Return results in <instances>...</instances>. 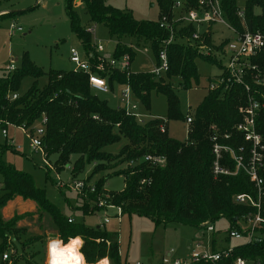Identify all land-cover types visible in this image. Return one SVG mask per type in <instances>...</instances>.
<instances>
[{
    "label": "trees",
    "instance_id": "obj_1",
    "mask_svg": "<svg viewBox=\"0 0 264 264\" xmlns=\"http://www.w3.org/2000/svg\"><path fill=\"white\" fill-rule=\"evenodd\" d=\"M75 0H66V11L70 27L86 51L96 49L91 44V34L81 26ZM177 1H182L186 10L198 7L199 0H156L160 12V19L166 16L174 31L176 40L168 43L170 32L161 28L158 22L138 21L131 12H122L106 4V0H80L84 11L92 22L104 23L110 34L117 41L113 59L119 60L124 56L134 60L133 47H128L124 40L134 39L136 47L150 45L160 64L159 54L165 50L168 58V71L164 76L154 73L134 74L129 71H119L106 68L103 72L92 69V72L121 85L129 86L131 92L139 99L146 109H150V95L152 92L162 94L167 101V119H180L179 99L176 88L170 81L179 79L178 87L191 90L198 87L200 77L196 60L218 65L217 51L221 50L227 39L219 46L213 45L212 35H203L202 43L193 42L192 35L195 28L181 27V22L174 20L172 8ZM224 16L228 23L239 33H264V0H246L242 12L236 0H221ZM259 13H255L256 9ZM129 45H132L129 44ZM205 47L210 53L201 50ZM134 49V50H133ZM92 61L98 55L94 52ZM29 76L35 81L29 91L15 100L12 95L17 94L21 80ZM47 77L43 88H39L37 80ZM88 75L78 70H50L45 73L36 67L30 60L25 59L20 70L0 73V121L11 127H25L33 132L34 126L42 117L47 119L44 126L43 145L44 153L48 158L57 154L58 169L69 163L72 156H78L77 170L85 164H96L92 175L106 169L105 163L111 159L105 152L109 146L125 140V145L119 151L128 167L122 172L125 188L121 192H105V179L95 185V192L83 189L84 204L80 208L85 215H92L101 211L97 207L98 197L102 194L110 196L111 204L121 209L122 214L145 216L156 223H171L190 226L197 229H206L210 223L220 219L229 222V230H239L238 222L244 216L255 214L257 209L251 205H240L235 202L238 195H249L257 200V191L244 171L235 176L213 174L212 138L224 145L237 147L245 144L241 135L233 129L241 121L238 112L244 104L245 92L240 86L231 90H209L195 117L189 124L188 140L177 141L169 137L167 123L161 119L139 123L137 119L123 109L113 110L106 101L99 100L91 94ZM188 118V117H187ZM187 118L185 120L187 121ZM2 124L0 129L8 128ZM164 126L161 131L160 126ZM259 133L264 142V110L257 121ZM224 134H230L229 139H222ZM15 149V148H14ZM7 141L0 144V240L2 247L0 255L11 248V264H19L24 258V249L42 242L41 236L27 239L22 243L21 252L13 242L19 239L23 229H16V223L22 217L15 216L5 222L2 211L15 197L35 202L40 216L49 215L56 228V235L63 245L71 239L79 237L82 241L80 252L86 264H98L107 260L109 264H123L119 251L118 235L106 232L101 226L88 228L75 222L69 223L60 210L46 197L45 191L35 187L30 175L22 173L8 165L3 160L7 150H14ZM147 156L162 157L165 159L163 167H153L151 163L143 161ZM222 166L235 170V163L226 158ZM264 181V167L260 172ZM89 180V179H88ZM86 185L88 184L85 181ZM264 189V185H263ZM264 208V197L262 198ZM243 232V231H242ZM227 249L230 238H224ZM80 245V246H81ZM27 246V247H26ZM217 241L212 239V251H217ZM9 254V255H10ZM233 257L246 260H260L264 264V241L236 245L232 249ZM38 254L33 253V259ZM36 262V261H35ZM5 264H8L5 263ZM27 264H38L28 261ZM160 264V263H159ZM210 264V263H195Z\"/></svg>",
    "mask_w": 264,
    "mask_h": 264
},
{
    "label": "rangeland",
    "instance_id": "obj_2",
    "mask_svg": "<svg viewBox=\"0 0 264 264\" xmlns=\"http://www.w3.org/2000/svg\"><path fill=\"white\" fill-rule=\"evenodd\" d=\"M245 2L246 0H236L240 12L243 11ZM74 4L78 7L77 13L82 28L86 31L94 29L91 35V44L94 48L96 47L94 51L93 49L86 51L75 33L72 32L66 11V0H0V73L5 72L11 62L14 63L16 70H20L25 59L30 60L45 73L50 70H73L75 65L70 61L71 49H75L80 58L84 60H88V56L94 52L109 58L114 56L117 41L111 36L108 26L104 23L92 22L84 11L80 0H75ZM106 4L122 12H131L138 21L158 22L160 19L156 0H106ZM259 12L257 8L255 13ZM12 26L16 29L21 28V31L16 29L13 31ZM232 37L233 35L227 28L213 26V45L219 46L226 39ZM124 42L128 47L135 48V50L133 49L135 57L129 68L131 73H151L159 67V62L150 45L141 44L138 48L134 39H125ZM131 43L132 45H129ZM145 48L147 51H144ZM216 58L218 64L222 66L226 64V58L223 55H217ZM123 60V58L117 60V68L120 67ZM196 64L200 77L198 87L183 90L178 87L179 79L170 81L176 88L179 99L180 119H167V101L164 95L152 92L150 109L148 110L130 91V103L136 107V110L131 111V113L137 115V121L140 120L144 123L161 119L167 123L169 137L180 142L187 141L189 125L185 118L195 117L198 107L210 90V83L217 79L222 72L218 65L202 59L196 60ZM34 81V78L25 76L21 80L17 95L19 97L25 95ZM46 82V76L39 78L37 80L38 87L43 88ZM108 83L110 84L109 80ZM111 84L109 93L91 91V94L101 101H106L113 110L118 108L125 110L121 100L122 94L128 89L127 85H121L116 81ZM41 122L42 120H39L34 128H39ZM1 131L0 129V144L7 141L2 136ZM7 131L8 141L10 142V138H12L15 147L20 146L21 150L17 152L7 150L3 154V160L17 171L30 175L35 187L45 191L49 202L58 208L64 217L71 218L76 224L88 228L101 226L106 232L118 235L120 257L123 264H159L162 258L171 252H173L172 258L185 259L190 256L192 248L197 243H210L212 239L217 241L218 247L227 246V243L224 242L226 236L224 231L228 229L229 222L225 219L210 223L209 226H212L214 231L207 232L206 229L190 226L156 223L149 217L137 215L122 214L121 220L118 221L117 218H114L117 211L113 209L107 213L98 211L92 215L83 214L80 209L84 204L83 193L81 196L74 189V182L87 181L96 185L101 179H105V192L124 190L125 180L122 172L128 167V164L123 157L118 155L126 143L125 140L105 149L111 161L104 164L106 167L104 171L92 175L96 164H85L82 169L77 170L78 156H72L68 164L58 169L56 167L59 160L57 154L47 158L43 150L31 151L29 148L30 131L23 134L18 127L11 126L7 128ZM1 184L2 177L0 176ZM15 216L22 217L16 223L15 228L24 230L19 239L13 242L18 253H22L21 245L26 243L27 239L41 236L43 240L24 249V258H21L18 263L27 264L28 261H31L45 264L47 261V243L53 239L61 240L56 235V228L51 216H40L36 210L35 202L22 200L20 197H15L2 211V218L5 222L11 221ZM105 216L111 217L108 223H104ZM239 224L242 227L241 222ZM246 226L243 225V227ZM233 243L241 244L242 242L235 241ZM4 252L10 254L11 248ZM33 253L38 254L34 259L30 257ZM0 264H2L1 255ZM98 264L109 263L102 261Z\"/></svg>",
    "mask_w": 264,
    "mask_h": 264
},
{
    "label": "built area",
    "instance_id": "obj_3",
    "mask_svg": "<svg viewBox=\"0 0 264 264\" xmlns=\"http://www.w3.org/2000/svg\"><path fill=\"white\" fill-rule=\"evenodd\" d=\"M174 20L180 21V27L192 26L195 28V32L192 35L191 40L193 42L202 43L203 35H212L213 26H223L227 28L233 35L231 39H227V44L217 51V55H223L226 58V64L222 68L221 74L217 79L212 80L209 85L210 90L221 89L222 92L231 90L235 86H240L245 92L244 104H242L238 112L241 115V121L234 126V131L241 135L245 144L239 145L236 148L221 144L217 141V136L211 140L213 142L212 155L213 161V174L215 178L219 175L235 176L239 171H244L249 177L250 182L253 183L257 191V200L249 195H238L235 197V202L240 205H251L256 208L255 214H249L242 218L241 225L238 222L239 230H225L226 238H230L231 242L227 249H223V246H219L217 251H212V240L210 243L199 244L197 243L192 248L190 256L185 259L172 258L173 252L168 256L163 257L160 264H195V263H210V264H262L260 260H246L241 257H233L232 249L236 245L261 243L264 241V208L262 206V198L264 197V181L260 176V172L264 167V142L263 137L259 133L257 121L264 110V33L262 32H249L246 31L243 34H239L226 20L224 12L221 6V0H199L198 7L186 10L182 1H177L172 8ZM177 14V17H176ZM242 16V12H239ZM161 28L170 32L168 43L176 40L174 31L168 23L166 16L162 17L159 21ZM178 27L177 30L180 29ZM14 31L16 28L11 27ZM203 29V31H202ZM17 31H21V28H17ZM94 29H91L89 33H93ZM135 49V48H134ZM201 50H206L205 47H201ZM144 51H147L145 48ZM205 53L209 54L207 50ZM98 56L92 61H96L97 65H92L91 60L93 55L88 56V60L81 59L78 52L75 49H71V62L75 65V70L81 71L88 75L89 85L91 89L98 93H109L110 88L105 78L98 76L92 72V69L98 72L105 71L106 68H114L119 71H129L130 58L128 56L123 57V61L120 67L117 68V60L112 56ZM160 64L157 69L153 71L156 76L164 75L168 71V58L166 51L163 50L159 54ZM16 70L13 62L6 68V72L11 73ZM125 93L122 94V103L124 104L127 114L134 116L131 111L136 110L134 105H131L129 100V92L131 91L129 86ZM18 95H12L11 99L15 100ZM42 122L39 128H34L29 138V148L31 151L43 150V136L44 126L47 119L42 117ZM139 123H143L138 120ZM188 125L191 123V118L188 117ZM6 124L0 121V126ZM8 127L10 125L6 124ZM22 133L29 132V129L25 127H18ZM161 131H164V126H160ZM2 136L7 139V142L12 147H15V142L10 138L8 141V131L6 128L1 131ZM230 134H224L222 139H229ZM15 149L21 150L20 146ZM229 159L235 163V170L232 171L228 166H222L225 160ZM143 161L151 163L153 167H163L165 165V159L162 157L147 156ZM86 187L87 191L95 192V185L85 182H74V189L82 194L83 189ZM97 207L104 213H107L110 209L116 210L117 213L114 218L118 221L121 220L122 213L119 207H115L111 204L110 196L102 194L98 197ZM111 217L105 216L104 223H108ZM69 223H73L71 218H68ZM247 225L243 227V225ZM207 232H213L214 229L209 224L206 227ZM57 240V239H55ZM62 243L61 240H57ZM241 241V244H235L232 242ZM48 244V243H47ZM63 245V244H62ZM82 245L79 248V252ZM81 253V252H80ZM48 258V249H47ZM2 264L8 262L11 264L10 255L5 252L1 257ZM84 261V257H83ZM47 264V261L46 263ZM84 264L85 261H84ZM141 264V263H136Z\"/></svg>",
    "mask_w": 264,
    "mask_h": 264
},
{
    "label": "clouds",
    "instance_id": "obj_4",
    "mask_svg": "<svg viewBox=\"0 0 264 264\" xmlns=\"http://www.w3.org/2000/svg\"><path fill=\"white\" fill-rule=\"evenodd\" d=\"M82 241L79 237L73 238L66 245L53 239L47 244V264H84L83 255L79 252Z\"/></svg>",
    "mask_w": 264,
    "mask_h": 264
},
{
    "label": "crops",
    "instance_id": "obj_5",
    "mask_svg": "<svg viewBox=\"0 0 264 264\" xmlns=\"http://www.w3.org/2000/svg\"><path fill=\"white\" fill-rule=\"evenodd\" d=\"M78 8V7H77ZM89 32V31H88ZM92 35V33H90ZM20 200V199H19ZM11 204V203H10ZM103 261H107V260H103ZM102 262V261H101ZM109 263V262H108Z\"/></svg>",
    "mask_w": 264,
    "mask_h": 264
},
{
    "label": "bare ground",
    "instance_id": "obj_6",
    "mask_svg": "<svg viewBox=\"0 0 264 264\" xmlns=\"http://www.w3.org/2000/svg\"><path fill=\"white\" fill-rule=\"evenodd\" d=\"M153 73V72H152ZM79 248H80V246H79Z\"/></svg>",
    "mask_w": 264,
    "mask_h": 264
}]
</instances>
